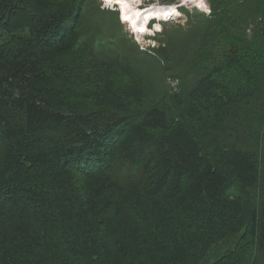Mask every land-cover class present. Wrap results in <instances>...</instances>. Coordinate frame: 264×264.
<instances>
[{"label": "trees", "instance_id": "obj_1", "mask_svg": "<svg viewBox=\"0 0 264 264\" xmlns=\"http://www.w3.org/2000/svg\"><path fill=\"white\" fill-rule=\"evenodd\" d=\"M208 2L0 0V264H264V0Z\"/></svg>", "mask_w": 264, "mask_h": 264}, {"label": "rangeland", "instance_id": "obj_2", "mask_svg": "<svg viewBox=\"0 0 264 264\" xmlns=\"http://www.w3.org/2000/svg\"><path fill=\"white\" fill-rule=\"evenodd\" d=\"M98 1H99V3L103 4L102 5L103 9L104 8L110 9L111 11H117L119 13L120 21L124 27V33L127 34L129 38H133V40H135L137 43H139L142 47H148L149 45H152V46L157 45L158 42L156 39L158 37V34L162 33V31H163V29H165V27L170 28L173 24L174 25L175 24H181L183 26L186 25L188 17L184 14V12L182 11V8L190 10L191 12H194L196 10L201 11V13L205 12L208 14H210V12H211V6H210L208 0H204L205 6L202 9L193 3H189V4L186 3V5H184L183 4L184 0H177L173 4H169L167 2H164V0H140L138 6L141 9L143 8V10L149 9L153 6L164 7V6H169V5H176L181 12V16L175 18L174 20L151 21V23L149 25V27H150L149 32L142 34V33H137L136 31H134L133 28L127 22H125L123 20L119 6L108 4L107 2H105V0H98ZM157 24H160L161 28H159V29L156 28ZM85 57H86L85 54L82 51H79L78 54H76L75 56H73V57L71 56V58L69 60H72L76 64H78L79 60L81 63H84V61H86ZM89 64H90V62L87 61V66H86L87 71H88V65ZM80 86L83 88L85 85L80 84ZM230 243H227L226 245H229ZM226 245L222 244V247L226 246ZM221 248H219V249H221Z\"/></svg>", "mask_w": 264, "mask_h": 264}, {"label": "bare ground", "instance_id": "obj_3", "mask_svg": "<svg viewBox=\"0 0 264 264\" xmlns=\"http://www.w3.org/2000/svg\"><path fill=\"white\" fill-rule=\"evenodd\" d=\"M108 4L119 6L123 20L127 22L137 33L145 34L149 32V25L152 20L170 21L181 16V12L176 5L164 7L153 6L143 10L139 8L140 0H105ZM193 3L201 9L204 8V0H184V5ZM156 28H161L160 24ZM161 30V29H160Z\"/></svg>", "mask_w": 264, "mask_h": 264}]
</instances>
